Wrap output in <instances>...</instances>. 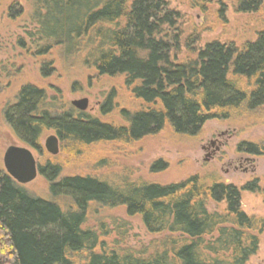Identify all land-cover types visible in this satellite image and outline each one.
I'll return each instance as SVG.
<instances>
[{"label":"trees","instance_id":"trees-1","mask_svg":"<svg viewBox=\"0 0 264 264\" xmlns=\"http://www.w3.org/2000/svg\"><path fill=\"white\" fill-rule=\"evenodd\" d=\"M264 0H238L237 13H256ZM34 35L29 37L46 54L53 46L65 54L81 50L80 41L92 43L86 60L101 76L126 77L136 99L154 107L129 116L127 127L114 128L97 119L75 118L66 113L39 112L45 94L33 86L19 91L4 120L16 137L40 151L43 129L59 141L80 145L96 142L138 141L159 133L168 124L181 135L195 136L211 119H226L228 110L244 102L248 110L264 105V30L241 52L232 45L208 44L197 60H170L173 45L161 38L163 28H173L177 13L161 0H32ZM20 11L16 12V16ZM12 14H10L11 16ZM249 82V93L229 78ZM110 108V100L103 112ZM221 111V114H214ZM246 148V149H245ZM241 144L238 152L259 155L256 147ZM165 169L156 163L151 171ZM53 197H68L76 211L64 212L52 202L35 198L0 171V264H76L72 255L85 251L84 264H247L258 249V237L248 234L253 220L241 211L240 191L215 183L204 186L195 177L169 186L144 185L122 191L90 177L56 181L60 168H38ZM243 191H257L256 182ZM264 194V191H263ZM225 202L224 215L209 213L206 201ZM91 202L124 206L129 216L139 215L149 234H179L182 243L150 257L126 252L93 253L97 235L83 228Z\"/></svg>","mask_w":264,"mask_h":264},{"label":"rangeland","instance_id":"rangeland-1","mask_svg":"<svg viewBox=\"0 0 264 264\" xmlns=\"http://www.w3.org/2000/svg\"><path fill=\"white\" fill-rule=\"evenodd\" d=\"M161 1L178 15L175 26L163 28L160 36L173 45L170 60L176 64L196 61L198 53L214 42L232 45L241 52L264 30V3L256 13L243 14L236 12L238 0ZM33 17L32 0H0V171L5 173L6 149L15 146L29 149L38 168L46 164L58 166L60 174L56 181L90 177L122 191L144 185L169 186L193 177L206 187L215 183L232 185L240 191L241 211L253 220V229L247 233L257 236L259 241L256 254L247 264H264V105L248 110L244 102L237 109L226 111V119L207 121L195 136L177 134L166 124L159 133L138 141L96 142L87 146L59 141L56 156L44 148L45 140L56 134L43 129L40 151L33 150L16 137L4 120V112L16 104L23 87L33 86L44 92L39 112L52 116L69 113L75 118L83 114L84 118L97 119L114 128L127 127L123 112L131 116L154 107L135 98L125 76L97 73L92 60H86L93 45L89 39H82L81 50L70 55L57 46L40 54L39 46L29 37L36 29ZM228 78L246 93L252 90L249 82L232 76L231 71ZM83 99L88 101V107L85 112H79L72 102ZM108 100L110 108L103 112ZM214 114L220 115L221 111ZM214 140L219 141L218 146L210 154L213 148L209 144ZM241 144L244 148L256 147L260 154L239 153L237 148ZM240 158L252 159L254 171L243 173L227 166ZM156 163L165 169L152 172ZM253 182L257 191L242 190ZM19 186L30 196L52 202L64 212L76 211L70 198L51 196L50 183L39 172L33 181ZM226 208L225 202L206 201L209 213L224 215ZM83 228L98 237L93 253L129 251L147 258L162 252L166 244L185 240L179 234L168 232L149 234L141 217L127 215L124 206L108 207L95 202L87 207ZM88 255L82 251L72 255V260L84 264Z\"/></svg>","mask_w":264,"mask_h":264},{"label":"water","instance_id":"water-1","mask_svg":"<svg viewBox=\"0 0 264 264\" xmlns=\"http://www.w3.org/2000/svg\"><path fill=\"white\" fill-rule=\"evenodd\" d=\"M72 106L79 112H85L88 101L83 99L72 102ZM44 148L52 156L59 152V142L56 136H50L45 140ZM3 167L5 173L18 185H26L38 175L36 161L32 153L21 147H9L3 155Z\"/></svg>","mask_w":264,"mask_h":264},{"label":"flooded vegetation","instance_id":"flooded-vegetation-1","mask_svg":"<svg viewBox=\"0 0 264 264\" xmlns=\"http://www.w3.org/2000/svg\"><path fill=\"white\" fill-rule=\"evenodd\" d=\"M58 139V138H57ZM58 142H59V140H58ZM218 142L219 141H211L210 142V147L211 148H213V150H211L210 152V154H213L214 153V151L217 149V146H218ZM9 147H15V146H9ZM8 147V148H9ZM7 148V149H8ZM6 149V150H7ZM202 149L203 150H209L207 147H202ZM29 150V149H28ZM30 151V150H29ZM239 153H245V154H248V153H246V152H239ZM260 154V153H259ZM248 155H251V156H258V155H252V154H248ZM229 168H232V169H234V170H240V171H242L243 173L244 172H247V171H254V168H253V160L252 159H249V158H245V159H238V161L236 162V163H234V165H233V163H228V165H227ZM37 169H38V167H37ZM249 169V170H248Z\"/></svg>","mask_w":264,"mask_h":264}]
</instances>
